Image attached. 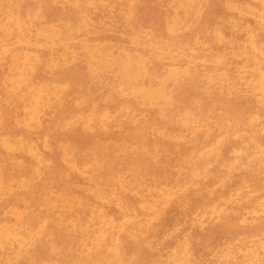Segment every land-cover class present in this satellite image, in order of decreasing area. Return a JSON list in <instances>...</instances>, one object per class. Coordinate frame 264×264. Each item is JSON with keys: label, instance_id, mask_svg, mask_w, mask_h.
Masks as SVG:
<instances>
[{"label": "rangeland", "instance_id": "rangeland-1", "mask_svg": "<svg viewBox=\"0 0 264 264\" xmlns=\"http://www.w3.org/2000/svg\"><path fill=\"white\" fill-rule=\"evenodd\" d=\"M0 264H264V0H0Z\"/></svg>", "mask_w": 264, "mask_h": 264}]
</instances>
